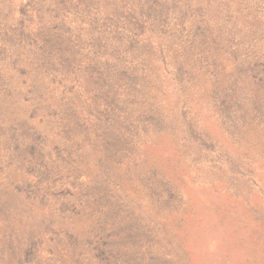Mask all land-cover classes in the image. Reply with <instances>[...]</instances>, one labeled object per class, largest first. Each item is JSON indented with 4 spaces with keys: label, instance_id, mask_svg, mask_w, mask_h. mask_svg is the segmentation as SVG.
<instances>
[{
    "label": "rangeland",
    "instance_id": "obj_1",
    "mask_svg": "<svg viewBox=\"0 0 264 264\" xmlns=\"http://www.w3.org/2000/svg\"><path fill=\"white\" fill-rule=\"evenodd\" d=\"M126 2L133 9H126L124 7ZM61 4H64L63 0ZM72 4L73 6L67 3V8L61 11L62 16L68 21L63 32L69 33L78 28L77 31L81 30L86 37L89 33H93L96 36L97 49H90V61L86 63L88 67L85 73L83 70V73L88 75V79L84 81L82 79L79 84L75 81V86L71 85L75 88L83 86L93 92V97L100 96L105 91L95 86L97 81L94 78L96 79L97 76H93L101 72L102 67L111 66L114 59L119 56H122V61L117 63V67L126 58L135 66L139 65L143 57L148 58L147 53L150 49L136 47L131 52V47L126 44H129V37L134 35L137 37L136 32H145V37L151 43H155L158 34L157 32L152 34V27L165 24V28H170L179 22L173 14L168 17L167 11L164 10L159 23L151 26L145 15L140 13V0H119L111 3L109 0H95L91 11L88 12L76 8L78 5L89 7L86 0H74ZM199 4L200 9L212 15L213 29L222 28L223 23L216 16L217 14L206 4L202 2ZM26 6L22 0H12L10 6L7 5L4 9L0 0L2 13H0V73L13 57L10 54L11 50L3 49V28L10 29L7 30L8 33L18 37L15 31L22 24L27 27L30 22L29 29L32 30L27 33L33 39L37 33L38 39L43 33L56 35L55 31L47 29L50 25L48 18H46L47 24L42 22L36 28L34 17L21 15V11L24 12ZM121 8L125 14L132 13V23L125 27L128 34L120 35L119 31L102 27L101 23L111 12L119 15L122 12ZM239 27L240 24L235 30L245 28ZM225 28L229 29L230 26ZM99 29L100 32H96ZM230 36L234 38L233 34ZM180 39L185 41L183 33ZM39 45L38 49L48 47L40 40ZM59 48L65 49L63 44ZM174 48L175 45H172V49H159L160 56L164 55L166 62L171 61L167 71L165 66L163 67V62L156 61L159 59L156 49L151 59L159 63L158 67L163 68L154 69L152 75L150 71L146 74L143 68H140L144 70L141 72L142 70L123 66L120 72L116 67L113 70L114 74L126 72L132 77L133 84H137L140 88L136 86L134 89H128L126 93H122V90L117 97L113 96L114 90L105 91V96L93 101L92 106L86 99L87 107H84V115L79 118V122L84 123L81 126L84 130L90 128L97 134L101 122L105 123L107 120V123L116 124L122 144L118 149L126 151L125 154H119V164L109 169L110 184L107 187L110 191L107 193L112 194L114 191L125 193L123 209L128 205L132 214L139 217L136 221L140 228L146 229L145 225L156 224L155 232H152V241L149 243L154 246L153 248H147V237L142 234L140 235L142 238L137 243L132 235L122 236L121 240L127 239L131 244L128 249L123 243L121 244L126 258L122 257L118 262L119 264L124 261V264H168L170 260V264L171 261H176L178 264L182 262L183 264H264V101H260L258 94L254 99L249 96L246 100L240 99V93L251 95L256 91L246 83H241L231 90L223 87L227 86V79L225 85L217 83V75L221 67L218 68L208 58L211 49ZM85 50L89 52L88 49ZM225 51L231 53L225 54L228 53L232 57L236 54L239 56L237 61L240 60V63L247 65L251 57L258 59V54L263 52L258 49H221V51L218 49L217 56L221 55V59H225L222 55ZM234 51L238 52L233 54ZM133 54L135 57H132ZM171 54L176 55V58L173 59ZM95 57L104 61L98 65L97 60L93 59ZM223 61L222 73H228L227 71H230L231 65L234 64L227 58ZM175 66H179V70L193 74L191 82L184 85V88L179 87L175 81L174 85L169 87L171 75L176 70L172 68ZM15 69L17 70V67ZM156 72L157 74H154ZM143 73L145 77H139ZM161 83L164 87L163 93H159L158 90ZM245 85L247 90L242 91V86ZM42 88L50 89V83L46 82ZM55 93L61 95L60 92ZM23 94L22 91L21 98L10 95L9 101L0 104V189L5 192L11 185H16L18 193L23 196L22 201L16 208L8 211L12 216L24 220L26 216L19 215L23 212L29 213L25 224L27 229L15 228L12 238L6 242L14 245L25 243L28 233L30 232L31 235L35 233L32 229L44 230L43 235L38 237L39 247L37 250L34 249L33 253H36L34 259L37 261L33 262L36 264L38 261L45 263L48 258L46 254L54 250L55 244L66 236L54 233L59 229L61 221L56 217L53 218L48 212L59 206L63 212L68 211V203L64 200L77 199L82 203L88 199L87 193L92 192L93 189L99 191L100 188L94 183L91 184L92 186L86 183L97 171L94 164L82 167L83 170L81 169L75 178L65 179L55 173L57 169L54 167L44 171L33 164L30 156L34 153L32 146L38 147L43 153L49 151L52 158H55L52 162L56 164L61 161L59 158L65 152V143L74 142L75 135H72L71 140L69 137L68 141L67 128H57L54 119L49 125L46 124L44 120L52 114V108L43 110L33 107L28 98L24 99L26 96ZM0 97H3V78H0ZM27 105L33 109L30 116L25 109ZM9 107L15 108L14 112L20 110L17 117L5 116L13 113ZM22 119H34L35 122L29 120L22 126L20 132L13 126ZM76 138L78 139V135ZM85 139L86 141L77 145L85 147L86 150L88 145L86 147L85 142L89 140L86 137ZM12 143L20 148L8 149V145ZM58 153L61 155L59 156ZM71 160L72 158L69 157V161ZM39 185L43 191L45 189L50 198L41 197L38 193L30 191V188H37ZM156 199L160 200L155 202ZM81 203L76 204L80 205V210L92 208L86 206L85 202L84 205ZM1 209L3 204L0 205ZM66 223L72 225L73 221L67 220ZM2 229L0 235L3 234ZM65 231L67 233L66 227ZM107 233L109 232L105 230L104 234ZM98 234V231H92L86 237L92 244L95 241L94 237L98 239ZM108 236L109 234L107 235L109 240ZM110 238L115 239L114 236ZM137 238L139 239V236ZM2 240L3 237H0V244ZM100 244L104 246L97 251L99 259L96 262L106 264L105 244L102 241ZM8 246L9 244L6 248ZM0 264L20 263L7 256V259L0 260Z\"/></svg>",
    "mask_w": 264,
    "mask_h": 264
},
{
    "label": "trees",
    "instance_id": "obj_2",
    "mask_svg": "<svg viewBox=\"0 0 264 264\" xmlns=\"http://www.w3.org/2000/svg\"><path fill=\"white\" fill-rule=\"evenodd\" d=\"M11 1L12 0H2L4 9L7 8V5L10 6ZM61 1L22 0L23 4L25 3L27 5V8H25L24 12L21 11V15H29V18L34 17L36 28L40 23H46V18H48L52 27L49 25L47 29L55 31L56 35L54 36L43 33L38 39L37 33L33 39L31 35L27 33L29 30H32L29 29L30 22L27 24V27L22 24L15 31L18 37H15L13 34L10 35L7 31L10 29L3 28V49L11 50L10 54L13 57L11 62L5 64V67H3L0 73V78H3V97H0V104L9 101L10 95H13L15 98H21V93L23 91L25 94H23V96H26L24 99L28 98L31 106L43 110L52 108V114H49L48 118L44 120L46 124L49 125V122H52L54 119L57 122V128H67L68 141L69 137L71 140L72 135H75L74 142L71 141L70 144L65 143V152L62 155L60 154L61 157L59 160L61 159V161L58 162L59 165L58 163L54 164L52 162V160L55 161V158H52V154L49 151L43 153L38 147L32 146V148H34V153L30 154V156L32 157L33 164L40 167L38 169L47 171L50 167H54L57 169L55 173L62 179H65L75 178L82 167H89L90 164H94L97 168L96 173L86 182L90 185L94 183L100 188L99 191L93 189L92 192L86 195L88 199L84 201L86 203L85 205L92 208H83L80 210V205L77 206L76 204H80L81 201L68 198L64 200L65 203H68V211L65 210V212H63L59 206L48 212L52 214L53 218L56 217L61 221L59 229L55 230L54 233L66 236L62 241L55 244L54 250L46 254L48 258H46L47 260L45 263H40L38 261L36 264H97L96 261L99 259L97 251L104 246L100 244L101 241L105 244L104 250L107 253L105 254L106 257H104V260L107 259L106 264H119L120 262H118V259H122V257L126 258L121 244L123 243L124 247L127 249L131 244L127 239L121 240L120 238L122 236L132 235V238L137 243L144 235L147 237V248H153L154 246L149 243L152 241V232H155L156 224L151 223L145 225L146 229L140 228L139 223L136 221V218L138 219L139 217L132 214V210H130L128 205L123 209L125 193H117L116 191L112 194L107 193V191H110L107 187V185L110 184V182L108 183V174H110L109 169L119 164V154H125L126 150L118 149V146L122 147L120 143L121 137L118 134L119 129L114 122L107 123V120H105V123L101 122L98 128V134L95 131L92 132L88 127H86L88 129H85L86 131L84 127H81L84 123L82 121L79 122V118L84 115V107H87L86 99H88L90 106H92L93 101L105 96V91L114 90L113 96L117 97L122 90V93H126L128 89L131 90L136 86L138 87L137 84H133V79L131 80L132 77L126 72H124L125 74L120 73L122 72L121 69L124 67H133L139 70L143 68L146 74L150 71V75L153 74L154 69H162L164 66L167 71L169 67L168 64L171 61L167 60L166 62L164 55L160 56L161 52L159 49H172V45H175L174 49H206V47L207 49H211V55L208 58H210L212 63L216 64L218 68L221 67L217 75V83L225 85V79H227V86H223L226 90H231L241 83H246V85H250L256 91L252 92L251 95L249 93H238L239 98L246 100L247 96H249L254 99L258 94L257 97L263 102L264 0H140V13L145 15L146 20H148L151 26L159 23L165 11H167L168 17H171L173 14L176 21L179 22L170 28H165V24L152 27V34L154 32L158 34V39L155 43H151L150 40L145 37V32H136L135 34L137 37L135 35L134 37H129V44H126L128 47H131V52H133V49H136V47L137 49H150L147 53L148 58L143 57L142 61L140 58L141 62H139L138 66L131 65V61H128V58H126L123 60V63L117 67V63L122 61V56H119L114 59V63L111 66L106 65L102 67V71L93 76H97L96 79L94 78V80L97 81L95 86L99 89H105V91L102 92L100 96L94 97L92 96L93 92L86 90L83 86L80 88H75L74 86L76 82L79 84L82 79L83 81L84 79H88V75L84 73L88 67L86 63L90 61V49H97V46H95L96 36H94L93 33H89L86 37L81 30L77 31L78 28H76V31H70L69 33L63 32L64 26L68 24V21L62 16L63 12L61 11L67 8V3L73 6L72 2L74 0H63L64 4H61ZM86 1L90 5L89 7H87V5L83 7L78 5L76 8L79 10L81 9L83 12L91 11L95 0ZM114 1L119 0H109L110 3ZM208 1L212 4L210 5ZM201 2L206 4L212 12L217 14L216 16H218L223 23L222 28L213 29L214 26L211 22L212 15L200 9L199 3ZM124 7L126 9H133L128 2L124 4ZM121 11L119 15H115L116 12H111V14L103 19L101 26L113 29L115 32L119 31L120 35L128 34L125 27H128L132 23V13L125 14L122 8ZM3 14H5L4 10ZM65 14L66 13H64V15ZM239 24V28H241V26L245 28L235 30V27ZM225 26H230V28H225ZM102 27H100V29H102ZM100 29L96 32H100ZM230 32L234 35V38L230 36L231 34L229 35ZM181 33L185 35V41L180 39ZM114 39L118 40V38ZM39 40L44 42L48 47L45 46L44 49H40L39 47L38 49V46H40ZM99 42L100 40L98 39V43ZM62 44L65 49L59 48ZM85 49H88L89 52ZM154 49L159 53V59L156 61L164 63L162 68L158 67L159 63L157 64L154 59H151ZM218 49H220V51L221 49H258L263 52L258 54V59L251 57L248 65L243 62L240 63V60L237 61L239 56L235 53L238 51L233 52V54H235L233 57L228 55V51L222 52L225 59L232 60L234 64L231 65L232 69L230 71L228 70V73H222V69L224 68L223 60L225 59H221V55L217 56V53H219L217 52ZM226 52L228 53L225 54ZM171 55L173 59L176 58V55ZM132 57H135V55L133 54ZM93 59L97 60L98 58L95 57ZM189 60L190 58H188V61ZM103 61L104 60H97L98 65ZM16 67L17 70L15 69ZM116 67L120 72H115L114 74L113 70ZM174 68H176V70L171 75L169 87L173 86L175 81L179 87L183 86L184 88V85L191 82L190 79L193 78V74H191V72H184L182 69L179 70V66H175L172 69ZM144 73L143 75H139V77H145ZM154 74H157V72ZM135 76H137V74ZM197 76H199L198 73ZM226 76H229V78H225ZM46 82L50 83V89L42 88ZM246 85L242 86V91L247 90ZM121 86L124 88L121 89ZM9 88L11 90H9ZM158 90L159 93L164 92L163 83L158 86ZM55 92H60L61 95ZM142 93L144 92L142 91ZM56 95L58 97H56ZM19 102L21 103V101ZM23 102L26 103L25 101ZM31 106L27 105L25 108L29 116L33 110ZM9 109L11 113H13L5 116L17 117L20 113L19 109L15 112V108L9 107ZM41 116L39 117L42 118ZM29 120L35 122L34 119H22L13 127L21 132L22 126ZM76 135H78V139ZM85 137L89 140V142H85V146L87 147L88 145V149L86 150L85 147L77 145L82 144L84 140L86 141ZM80 138L82 139L81 141ZM55 146L58 147V145ZM9 148L17 150L20 146H16L12 143L8 145V149ZM69 157L72 158L71 161H69ZM77 158H79V160H76ZM62 168H64V170ZM61 173L62 175H60ZM42 189L43 188L39 185L37 188H30V191L38 193L41 197L48 196L50 198L45 189L44 191ZM3 191V189H0V202L3 199V202L0 203V205L3 204V209L0 210V230L3 228V234L0 235V237H3L0 244V260H5L8 256L13 260L16 259L20 264H33V262L35 263L37 261L34 259L36 255V253L33 254L34 249H38V237L43 235L44 230L38 228L32 229L35 233L31 235L29 232L27 235L28 239L25 243L14 245V243L10 244L6 242L8 239L12 238L15 233V228L27 229L25 224L27 223L29 213L23 212L19 215L20 217L26 216L25 220L12 216L8 210L16 208L21 203L23 196L21 197L18 193L16 185H11L9 189L5 190V192ZM61 194L63 197H66L63 193ZM159 200L160 199H156L155 202ZM66 214L68 216H66ZM63 217H65L64 221ZM67 220L73 221V224L68 225L66 223ZM140 221L142 220L140 219ZM64 226L67 228V233ZM105 230L109 233L104 234ZM92 231H98L99 234L97 236L98 239L94 237L95 241L91 244L86 235L92 233ZM108 234V238L111 241L107 239ZM141 234L142 236L140 238ZM136 235L139 236V239ZM110 236H114L115 239L110 238ZM7 244H9L8 248H6ZM121 263L124 264L125 261ZM168 264H170V260ZM171 264L178 263H176V261H171ZM181 264H183V262Z\"/></svg>",
    "mask_w": 264,
    "mask_h": 264
}]
</instances>
